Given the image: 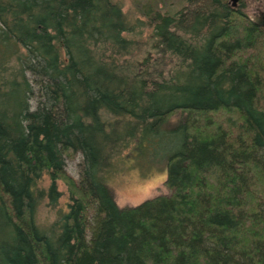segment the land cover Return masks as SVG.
Instances as JSON below:
<instances>
[{"label":"trees","instance_id":"16d2710c","mask_svg":"<svg viewBox=\"0 0 264 264\" xmlns=\"http://www.w3.org/2000/svg\"><path fill=\"white\" fill-rule=\"evenodd\" d=\"M139 16L0 0V264H264V21L230 0ZM126 163L168 195L119 208Z\"/></svg>","mask_w":264,"mask_h":264},{"label":"rangeland","instance_id":"374dc122","mask_svg":"<svg viewBox=\"0 0 264 264\" xmlns=\"http://www.w3.org/2000/svg\"><path fill=\"white\" fill-rule=\"evenodd\" d=\"M122 5L123 12L131 19H142L139 16L140 8L147 2L157 5L162 11H174L181 6L182 0H114ZM244 4L245 14L253 21H264V0H238V3ZM36 98L31 100L32 107L36 106ZM184 115H177L171 119V123L183 121ZM81 157L66 161L65 172L75 182L79 180V165ZM122 171L107 182L112 190L114 200L119 208L134 207L142 202L157 197L159 195H168V190L164 187L166 174L164 171L155 173L149 177L143 178L138 170L131 169V165H123ZM50 180L47 176L39 184V188L47 189ZM57 190L60 192V198L57 205L51 207L48 199H43L38 206L36 221L41 228H46L53 223L61 211L66 210L69 200V194L66 185L57 182Z\"/></svg>","mask_w":264,"mask_h":264},{"label":"water","instance_id":"95a60500","mask_svg":"<svg viewBox=\"0 0 264 264\" xmlns=\"http://www.w3.org/2000/svg\"><path fill=\"white\" fill-rule=\"evenodd\" d=\"M230 3H231L232 6L235 7L237 5V3H238V0H230Z\"/></svg>","mask_w":264,"mask_h":264}]
</instances>
